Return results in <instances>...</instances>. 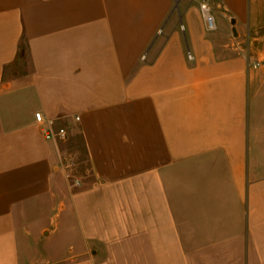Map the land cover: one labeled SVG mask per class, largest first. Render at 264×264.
<instances>
[{
    "label": "crops",
    "instance_id": "1",
    "mask_svg": "<svg viewBox=\"0 0 264 264\" xmlns=\"http://www.w3.org/2000/svg\"><path fill=\"white\" fill-rule=\"evenodd\" d=\"M175 1L0 0V264H264V0H211L214 30ZM37 228L66 252L35 261Z\"/></svg>",
    "mask_w": 264,
    "mask_h": 264
},
{
    "label": "built area",
    "instance_id": "2",
    "mask_svg": "<svg viewBox=\"0 0 264 264\" xmlns=\"http://www.w3.org/2000/svg\"><path fill=\"white\" fill-rule=\"evenodd\" d=\"M211 0H198V6L202 17L205 22V27L207 30H214L217 28L215 17L211 12L210 7ZM161 29L158 30L160 32ZM254 35L251 33L249 26L246 27L243 36L236 46L240 47L243 57L246 62V69L256 68L260 65L261 60L254 55V49L257 47L254 44ZM188 58L192 57L191 52L187 51ZM146 55L143 53L141 55L142 59H145ZM35 121L40 125L43 135L46 139H51L58 144L59 141H64L68 137V125L67 124H57V117L46 116L41 110H36L34 112ZM74 119H79V115L75 114ZM71 158L64 157L63 164L69 165L71 163ZM66 178L71 177L70 185H78L80 183L77 175L70 174L69 172L64 173Z\"/></svg>",
    "mask_w": 264,
    "mask_h": 264
},
{
    "label": "rangeland",
    "instance_id": "3",
    "mask_svg": "<svg viewBox=\"0 0 264 264\" xmlns=\"http://www.w3.org/2000/svg\"><path fill=\"white\" fill-rule=\"evenodd\" d=\"M218 22V21H217ZM252 35H255L254 32H251ZM243 34L238 38L241 40ZM29 68L28 61L26 57H21L17 63H15L8 71L13 70L14 73H23ZM58 146L67 148L66 156L71 158V163L64 166V173L69 172L74 175L87 174L89 172V162L84 149L82 140L80 138H69L64 141H59ZM71 177H68L70 182ZM31 243V244H30ZM27 252L35 261H38L41 251L45 252H56L64 253L67 250V243L65 242L63 236L58 232H53L51 234L41 235V232H38V228L33 231L31 236V241L27 244Z\"/></svg>",
    "mask_w": 264,
    "mask_h": 264
},
{
    "label": "water",
    "instance_id": "4",
    "mask_svg": "<svg viewBox=\"0 0 264 264\" xmlns=\"http://www.w3.org/2000/svg\"><path fill=\"white\" fill-rule=\"evenodd\" d=\"M177 6H178V0L175 1L174 6H173V9L177 8ZM230 22H231V24H232V32H233L234 34H236V29H235V26H234L235 19H234L233 17H231V18H230ZM254 44H255L256 46H258V47H262V42H261V41L255 40V41H254Z\"/></svg>",
    "mask_w": 264,
    "mask_h": 264
}]
</instances>
